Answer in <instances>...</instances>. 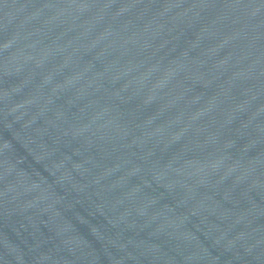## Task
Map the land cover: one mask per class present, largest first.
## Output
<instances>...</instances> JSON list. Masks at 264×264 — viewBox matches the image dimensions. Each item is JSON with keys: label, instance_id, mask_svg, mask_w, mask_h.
<instances>
[{"label": "water", "instance_id": "95a60500", "mask_svg": "<svg viewBox=\"0 0 264 264\" xmlns=\"http://www.w3.org/2000/svg\"><path fill=\"white\" fill-rule=\"evenodd\" d=\"M0 264H264V0H0Z\"/></svg>", "mask_w": 264, "mask_h": 264}]
</instances>
